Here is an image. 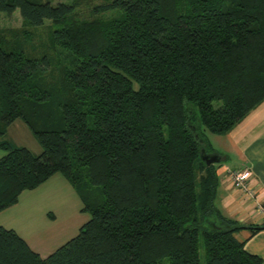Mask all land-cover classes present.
Wrapping results in <instances>:
<instances>
[{"label":"trees","instance_id":"obj_1","mask_svg":"<svg viewBox=\"0 0 264 264\" xmlns=\"http://www.w3.org/2000/svg\"><path fill=\"white\" fill-rule=\"evenodd\" d=\"M76 8L0 0L24 25L0 31V213L61 174L91 215L46 257L0 226V264H263L238 238L263 227L218 209L221 163L202 155L227 158L205 131L264 102V0H103L94 13L118 15L82 23ZM47 22L52 44L29 52ZM17 120L39 156L4 139Z\"/></svg>","mask_w":264,"mask_h":264},{"label":"rangeland","instance_id":"obj_2","mask_svg":"<svg viewBox=\"0 0 264 264\" xmlns=\"http://www.w3.org/2000/svg\"><path fill=\"white\" fill-rule=\"evenodd\" d=\"M49 1L54 4L60 2L75 4L77 8L74 17L78 23L92 21L95 19H109L118 15L115 12L100 15L95 14L94 8L101 5L103 0ZM50 25L51 23L47 22L44 27L33 29L34 35H29L30 37L33 36V38H31V40L26 44V49L30 50L29 52L34 51V48L32 47L34 46L36 50L35 54H38L41 51L40 48H42L43 44L46 46L48 44H52L50 38ZM23 27V21L18 12L14 13L11 17L4 13H0V31L20 30L24 29ZM4 35L9 42H13V40L16 39L18 40V36L13 33H5ZM21 39L24 40L23 37ZM205 134L213 150H216L219 153H225L230 157V159L225 163L229 166V169H235L236 167L241 166L238 162L236 152L232 150L229 141H227L224 136L211 133L207 130L205 131ZM4 139L15 146L29 149L36 156H39L42 153V148L33 136V133L29 130V128H27V125L22 122L9 128ZM3 155H5V152L0 149V158ZM224 162V159H222L220 162L221 165L218 167V173L219 171L224 174L228 173L224 171ZM232 185L234 192L243 198L248 197V201L246 202L250 204L251 193L242 188H237L234 182V177L232 178ZM219 194L220 193H218V195ZM219 196H217L218 200ZM218 202L219 201L216 202L217 205H219ZM247 203L243 204V206L246 207ZM84 207L85 204L83 200L74 188L61 174H57L56 177L49 183L47 181L46 184L44 183L37 190H33V192L26 191L17 209L8 210L3 214L1 213L0 225L15 231L16 229L14 226L22 229L25 232L23 233L25 234L24 236L33 240L32 243L34 246H42V248H44L43 250H47L46 252H43V254L48 256L69 240L76 237L79 234L80 229L91 219V215L88 212L83 211ZM234 217V219L242 225L264 226V212L259 209V205H257V203L253 208L247 207L245 210H239V213L234 214ZM244 231H249L248 233H250V237L254 236L251 234L249 229ZM261 231H264V229ZM17 233L22 236L19 232ZM202 264H205L203 250Z\"/></svg>","mask_w":264,"mask_h":264},{"label":"crops","instance_id":"obj_3","mask_svg":"<svg viewBox=\"0 0 264 264\" xmlns=\"http://www.w3.org/2000/svg\"><path fill=\"white\" fill-rule=\"evenodd\" d=\"M20 122L24 123L21 120H17L16 122H14V124H12V126H10V128L15 125H18ZM220 136H224L227 141H229L232 150L236 152L238 162L241 164V166H238L235 169H229V166H227L225 163L230 159V157L227 154H223L221 152V154L227 157L223 158L225 161L223 166L225 168L224 171L228 173L224 174L219 171L220 186L218 189V193H220V196L218 195L219 200L217 198V201H219V205H217V207L226 216L235 218L234 214H238L239 210H245L247 207L253 208L256 203L257 205L261 203L264 206V103H262L258 108L253 110L232 131H230L226 135ZM245 168L250 169L252 173V179H250L247 183L248 191H252L253 194V196L251 195L250 204L246 202L248 201V197L243 198L241 196H238V194L234 192L232 185V175L234 174V172ZM55 177L56 175L53 178ZM52 179H50L48 183ZM24 194L25 192L21 195L18 204L5 210L4 212H2V214L7 212L8 210L17 209ZM245 203H247L246 207L243 206V204ZM14 227L16 231L19 232L25 238V240L29 243L33 250L43 256H46L45 254H43V252H46L47 250H43L44 248H42V246H34L32 243L33 240L24 236L25 234L23 233L25 232L22 229L16 226ZM248 232L242 231L238 235V238L241 241L247 240L246 250L250 254L262 258L264 264V231H260L252 237H250V233Z\"/></svg>","mask_w":264,"mask_h":264},{"label":"built area","instance_id":"obj_4","mask_svg":"<svg viewBox=\"0 0 264 264\" xmlns=\"http://www.w3.org/2000/svg\"><path fill=\"white\" fill-rule=\"evenodd\" d=\"M233 177H234V182H235V185L237 188H242V189L248 191V189H246L247 183L249 182V180L252 177V173L250 170H248V169L238 170V171L234 172ZM249 192L253 196L252 191H249ZM259 209H261L264 212L263 204H261V203L259 204Z\"/></svg>","mask_w":264,"mask_h":264},{"label":"water","instance_id":"obj_5","mask_svg":"<svg viewBox=\"0 0 264 264\" xmlns=\"http://www.w3.org/2000/svg\"><path fill=\"white\" fill-rule=\"evenodd\" d=\"M202 158L203 160L207 161L208 165L217 164L221 162V159L218 155H215V154L206 155L205 150H203ZM263 229H264V226H263Z\"/></svg>","mask_w":264,"mask_h":264}]
</instances>
